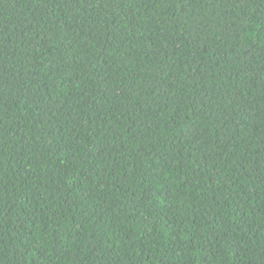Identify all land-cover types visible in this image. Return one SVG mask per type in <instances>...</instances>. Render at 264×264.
Listing matches in <instances>:
<instances>
[{
  "label": "trees",
  "instance_id": "trees-1",
  "mask_svg": "<svg viewBox=\"0 0 264 264\" xmlns=\"http://www.w3.org/2000/svg\"><path fill=\"white\" fill-rule=\"evenodd\" d=\"M0 264H264V0H0Z\"/></svg>",
  "mask_w": 264,
  "mask_h": 264
}]
</instances>
